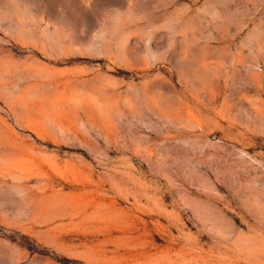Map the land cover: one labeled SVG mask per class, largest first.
I'll return each instance as SVG.
<instances>
[{"label": "rangeland", "instance_id": "1", "mask_svg": "<svg viewBox=\"0 0 264 264\" xmlns=\"http://www.w3.org/2000/svg\"><path fill=\"white\" fill-rule=\"evenodd\" d=\"M0 264H264V0H0Z\"/></svg>", "mask_w": 264, "mask_h": 264}]
</instances>
